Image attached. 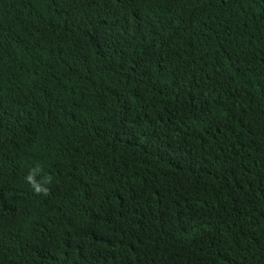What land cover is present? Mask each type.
Instances as JSON below:
<instances>
[{"label":"trees","instance_id":"trees-1","mask_svg":"<svg viewBox=\"0 0 264 264\" xmlns=\"http://www.w3.org/2000/svg\"><path fill=\"white\" fill-rule=\"evenodd\" d=\"M0 264H264V0H0Z\"/></svg>","mask_w":264,"mask_h":264},{"label":"clouds","instance_id":"clouds-1","mask_svg":"<svg viewBox=\"0 0 264 264\" xmlns=\"http://www.w3.org/2000/svg\"><path fill=\"white\" fill-rule=\"evenodd\" d=\"M25 181L36 195L47 196L49 194L48 185L52 183V179L44 173L43 168L39 165L32 167L28 171Z\"/></svg>","mask_w":264,"mask_h":264}]
</instances>
